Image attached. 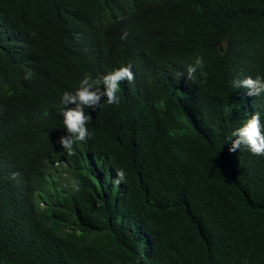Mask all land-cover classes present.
<instances>
[{
	"label": "trees",
	"instance_id": "16d2710c",
	"mask_svg": "<svg viewBox=\"0 0 264 264\" xmlns=\"http://www.w3.org/2000/svg\"><path fill=\"white\" fill-rule=\"evenodd\" d=\"M125 66L67 155L63 94ZM247 77L264 0H0V264H264V156L228 141L264 131Z\"/></svg>",
	"mask_w": 264,
	"mask_h": 264
},
{
	"label": "clouds",
	"instance_id": "9594fccd",
	"mask_svg": "<svg viewBox=\"0 0 264 264\" xmlns=\"http://www.w3.org/2000/svg\"><path fill=\"white\" fill-rule=\"evenodd\" d=\"M202 66V58H196L194 64L188 65L185 79L187 81H194L199 70L200 76L203 78L202 82L206 81L208 74L202 70ZM181 75L184 76L183 73ZM133 80L134 73L131 71V66H125L115 69L100 78L93 79L91 76H85L73 92H65L63 94L61 103L65 105V109L62 115L63 125L67 134L60 136L56 143L67 152V155H74L73 145L85 141L90 136L87 124L91 116L85 113V108L95 110L104 98H106L108 104H119L120 98L117 92L119 91L121 82H132ZM233 86L237 89H246L249 96L264 94V79L260 77H256L255 79L247 77L242 80H235L233 81ZM69 104H74L75 107L66 108ZM228 141L231 142L230 152H236L244 148L253 155L264 156V131H262L259 113L251 115L241 127L234 130ZM125 179L126 173L123 169H120L117 171L113 183L119 185ZM65 187H69V185H65ZM70 187L74 192L81 190L77 180H73Z\"/></svg>",
	"mask_w": 264,
	"mask_h": 264
},
{
	"label": "rangeland",
	"instance_id": "374dc122",
	"mask_svg": "<svg viewBox=\"0 0 264 264\" xmlns=\"http://www.w3.org/2000/svg\"><path fill=\"white\" fill-rule=\"evenodd\" d=\"M48 164H51V162L49 161ZM50 172H53L57 176L60 175L61 177L66 178V173L64 171H62L61 168H59V165L57 162H52V167L50 169ZM40 207H42V204L40 205Z\"/></svg>",
	"mask_w": 264,
	"mask_h": 264
}]
</instances>
